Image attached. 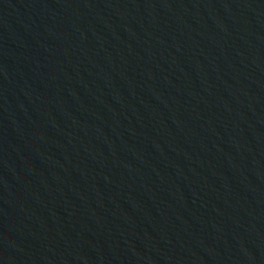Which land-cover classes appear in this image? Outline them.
Masks as SVG:
<instances>
[{
    "label": "water",
    "instance_id": "water-1",
    "mask_svg": "<svg viewBox=\"0 0 264 264\" xmlns=\"http://www.w3.org/2000/svg\"><path fill=\"white\" fill-rule=\"evenodd\" d=\"M0 264H264V0H0Z\"/></svg>",
    "mask_w": 264,
    "mask_h": 264
}]
</instances>
